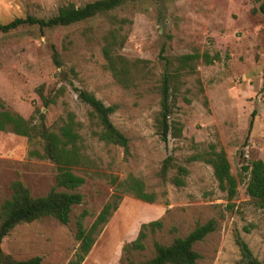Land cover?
Returning <instances> with one entry per match:
<instances>
[{"label":"rangeland","instance_id":"rangeland-1","mask_svg":"<svg viewBox=\"0 0 264 264\" xmlns=\"http://www.w3.org/2000/svg\"><path fill=\"white\" fill-rule=\"evenodd\" d=\"M91 1L0 0V23L26 16L48 18L60 6L79 7ZM256 6L255 0H133L113 11L127 20L122 25L126 39L120 54L146 60L152 67L150 84L139 90H122L103 67L100 37L108 28L103 16L42 32L24 27L0 34V101L5 108L24 119L37 108L49 127L66 111L72 112L84 124L79 133L91 160L90 167L72 170L84 182L77 189L81 202L72 206L68 224L43 218L16 225L1 240L2 252L13 260L39 256L42 264H65L76 247L78 215L85 212L83 223L88 225L112 194V178L121 180L130 174L156 200L148 204L123 195L82 264H125V256L143 261L152 256V242L168 245L209 220L214 230L192 245L198 254L194 264H241L235 234L264 264V208L245 193L238 155L241 151L243 161L264 164V16L250 13ZM51 47L58 53L60 68L52 62ZM203 52L216 54L218 60L210 65L198 60L194 72L182 78L171 114L181 125L180 135L164 145L153 122L158 110L154 85L164 64L160 57ZM39 85L43 94L60 86L64 91L44 109L35 92ZM73 87L92 93L105 106L115 105L110 121L128 139L127 155L89 136L85 107ZM210 145L224 152L237 180L229 201L217 189L210 167L189 160ZM166 156L187 170L182 187L161 183L156 176ZM54 176L55 169L42 157L37 140L0 132V203L9 198L11 181L19 180L37 197L54 186ZM154 220L161 226L146 230L142 251H121L141 224Z\"/></svg>","mask_w":264,"mask_h":264},{"label":"trees","instance_id":"trees-1","mask_svg":"<svg viewBox=\"0 0 264 264\" xmlns=\"http://www.w3.org/2000/svg\"><path fill=\"white\" fill-rule=\"evenodd\" d=\"M130 1L133 0H94L79 7L68 3L58 7L55 14L48 18L26 16L14 18L5 24L0 23V34H8L24 27H36L39 32H42L103 16L108 23V28L100 37L103 67L122 90H139L150 84L154 75L152 67L146 60L129 59L120 54L126 39L122 25L127 20L118 18L112 13ZM255 1L257 6L252 8L250 13L264 16V0ZM160 58L164 64L154 85V91L158 96V110L153 122L156 136L166 145L169 138L179 137L181 131V125L171 119V114L176 96L183 86L182 78L194 72L198 60L210 65L218 60V56L203 52ZM51 59L56 68H60L58 53L53 47H51ZM57 74H61L60 70ZM72 90L77 101L85 107V123L89 136L105 145L117 146L122 149L124 155H127L128 139L110 121L115 105L105 106L92 93L85 90L74 87ZM42 91V85L35 88L41 107L45 109L56 103V99L62 96L64 87L60 86L46 94ZM254 114V111L250 114L248 130L252 125ZM83 126L84 124L75 120L72 112L66 111L63 118H59L53 127H49L45 125L44 114L39 109L34 108L32 114L24 119L19 114L6 109L0 101V132H9L26 138L28 141L37 140L40 143L42 157L48 160L55 169L54 186L42 196H31L19 180L10 182V196L0 203V264H42L39 256L26 260H13L2 252L1 240L16 225L43 218L54 219L60 225L68 224L72 206L81 202L82 197L77 189L84 182L83 178L72 170L91 166V160L84 152L82 137L79 133ZM238 155L241 159L239 174L246 178L245 193L257 207L264 208V164L260 160L243 161L241 151ZM189 160L202 162L210 167L217 189L224 193L226 200L229 201L235 196L237 180L231 175L229 164L221 149L210 145ZM170 170H174L173 174L168 175ZM186 175L187 170L180 165H175L170 156L162 160L156 174L161 183L167 182L176 188L184 185ZM111 184L113 185L112 194L88 225L83 223L85 212H81L76 218L74 222L76 247L65 264H82L108 218L117 209L123 195H130L148 204L153 203L157 198L153 192L145 191L140 179L130 174L121 180L112 178ZM162 196H164V191L161 192ZM160 226L158 220L141 224L135 238L123 244L121 251L125 253L142 251L146 230L153 232ZM213 230L214 222L209 220L202 225H197L185 237L174 238L168 245L154 241L150 258L134 262L125 256V264H194L198 259V254L192 250V245L201 241ZM234 243L238 249L241 264H262L252 256L247 245L237 234L234 235Z\"/></svg>","mask_w":264,"mask_h":264}]
</instances>
